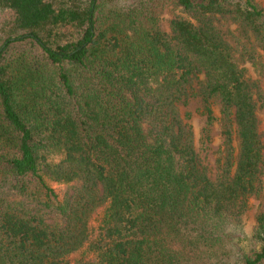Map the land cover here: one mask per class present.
I'll list each match as a JSON object with an SVG mask.
<instances>
[{
	"label": "trees",
	"instance_id": "trees-1",
	"mask_svg": "<svg viewBox=\"0 0 264 264\" xmlns=\"http://www.w3.org/2000/svg\"><path fill=\"white\" fill-rule=\"evenodd\" d=\"M261 111L264 0H0V264H264Z\"/></svg>",
	"mask_w": 264,
	"mask_h": 264
},
{
	"label": "rangeland",
	"instance_id": "rangeland-1",
	"mask_svg": "<svg viewBox=\"0 0 264 264\" xmlns=\"http://www.w3.org/2000/svg\"><path fill=\"white\" fill-rule=\"evenodd\" d=\"M169 16H166L164 18V21L162 22L164 29H168V23H169ZM250 67V65H247ZM251 72L254 76H257L255 71L251 69ZM181 112L183 116L187 113L191 114L190 118L186 119V122L188 125H190L195 133L196 142H197V148L200 151V155L202 160L206 161L207 163L214 165L216 161V152L218 149L222 146L223 138L221 135V127L220 125H216L212 128L211 137L212 141L211 143H202V137H203V129L205 127L206 118L202 116L200 113H198L199 109L201 108V102L199 99H193L189 102L188 106H180ZM215 112L217 115H219V106L215 105ZM260 118L264 120V111L260 112ZM264 128V124H263ZM212 168L215 166H211ZM215 171V169H214ZM264 200V197L262 199L253 200L252 204L257 207L260 202ZM246 222V230L249 232L250 227L252 226V219L244 220ZM248 222V224H247Z\"/></svg>",
	"mask_w": 264,
	"mask_h": 264
}]
</instances>
